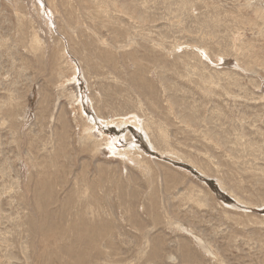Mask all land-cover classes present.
I'll return each mask as SVG.
<instances>
[{"label":"rangeland","instance_id":"374dc122","mask_svg":"<svg viewBox=\"0 0 264 264\" xmlns=\"http://www.w3.org/2000/svg\"><path fill=\"white\" fill-rule=\"evenodd\" d=\"M0 264H264V0H0Z\"/></svg>","mask_w":264,"mask_h":264},{"label":"bare ground","instance_id":"6f19581e","mask_svg":"<svg viewBox=\"0 0 264 264\" xmlns=\"http://www.w3.org/2000/svg\"><path fill=\"white\" fill-rule=\"evenodd\" d=\"M116 116H119V115H116ZM122 118H124V117H117V119L115 120V121H117V129H118V131H120V129H123V128H125V126H127V127H129L130 126V121H127V120H123ZM125 119V118H124ZM89 121H90V123H92V126H90L89 128H84L83 130L85 131V133L87 132V137H84V139H86V140H92V138H96L97 136H95V133L94 132H92V129H94V128H96V127H93V123L95 122L94 121V119H93V117H90L89 118ZM112 122H114V121H105V122H103V123H106V124H104L105 126L106 125H108V124H110V123H112ZM133 123H136V124H133V125H135L134 127L136 128V129H140V131L138 130V132H143V130H142V127L140 126V124L137 122V121H133ZM115 124H116V122H115ZM95 126V125H94ZM93 127V128H92ZM104 127V126H103ZM107 127H109V126H107ZM140 127V128H139ZM92 128V129H91ZM116 128V127H115ZM123 131V130H122ZM126 135V134H125ZM125 135H123L122 136V138L125 136ZM127 136V135H126ZM105 137V136H104ZM145 137V136H144ZM117 138H119V136L117 135V137H115L112 141L111 140H108L107 141V145L106 146H108V144H109V149L111 148L112 149V151H113V153H115V154H117L116 152L118 151L119 153H120V155H122L123 153H124V151L123 150H119V149H117V143L118 142H120V141H117ZM107 140V139H106ZM95 144V143H94ZM96 146H98V145H96ZM134 146V145H133ZM99 151V150H98ZM56 181V180H55ZM49 235V234H48ZM49 239L47 240V242H49L50 241V237H48ZM83 240V239H82ZM83 241H85V240H83ZM84 244H85V242H84ZM51 250V249H50ZM83 259V255H81V259H79L80 261Z\"/></svg>","mask_w":264,"mask_h":264}]
</instances>
